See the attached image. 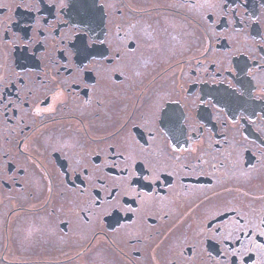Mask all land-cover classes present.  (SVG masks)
<instances>
[{
  "label": "flooded vegetation",
  "instance_id": "1",
  "mask_svg": "<svg viewBox=\"0 0 264 264\" xmlns=\"http://www.w3.org/2000/svg\"><path fill=\"white\" fill-rule=\"evenodd\" d=\"M0 264H264V0H0Z\"/></svg>",
  "mask_w": 264,
  "mask_h": 264
}]
</instances>
